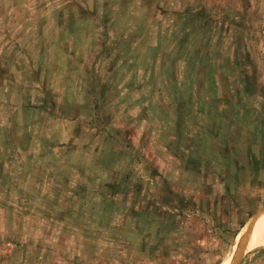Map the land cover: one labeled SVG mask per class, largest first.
I'll return each instance as SVG.
<instances>
[{
  "label": "rangeland",
  "instance_id": "rangeland-1",
  "mask_svg": "<svg viewBox=\"0 0 264 264\" xmlns=\"http://www.w3.org/2000/svg\"><path fill=\"white\" fill-rule=\"evenodd\" d=\"M253 221L264 0H0V264H264Z\"/></svg>",
  "mask_w": 264,
  "mask_h": 264
},
{
  "label": "bare ground",
  "instance_id": "bare-ground-1",
  "mask_svg": "<svg viewBox=\"0 0 264 264\" xmlns=\"http://www.w3.org/2000/svg\"><path fill=\"white\" fill-rule=\"evenodd\" d=\"M257 226L258 221H253L251 224H248V226H246L244 233L242 232L243 235L239 238L236 243L235 252L237 251V249L239 250V247L243 253L252 250L254 247L264 241V227L259 226L260 228H257ZM235 262L237 263V261Z\"/></svg>",
  "mask_w": 264,
  "mask_h": 264
}]
</instances>
